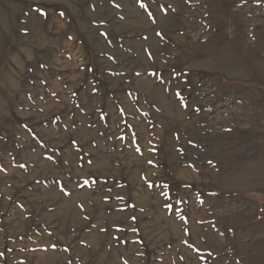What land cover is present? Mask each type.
Masks as SVG:
<instances>
[{"label":"rangeland","instance_id":"374dc122","mask_svg":"<svg viewBox=\"0 0 264 264\" xmlns=\"http://www.w3.org/2000/svg\"><path fill=\"white\" fill-rule=\"evenodd\" d=\"M0 264H264V0H0Z\"/></svg>","mask_w":264,"mask_h":264},{"label":"snow or ice","instance_id":"6c2138e0","mask_svg":"<svg viewBox=\"0 0 264 264\" xmlns=\"http://www.w3.org/2000/svg\"><path fill=\"white\" fill-rule=\"evenodd\" d=\"M140 6H141V7H145L144 4H141ZM41 15H45V13L41 12ZM61 15H62V14H61Z\"/></svg>","mask_w":264,"mask_h":264}]
</instances>
